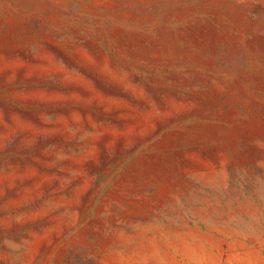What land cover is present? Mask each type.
Wrapping results in <instances>:
<instances>
[{
    "label": "rangeland",
    "instance_id": "1",
    "mask_svg": "<svg viewBox=\"0 0 264 264\" xmlns=\"http://www.w3.org/2000/svg\"><path fill=\"white\" fill-rule=\"evenodd\" d=\"M0 264H264V0H0Z\"/></svg>",
    "mask_w": 264,
    "mask_h": 264
}]
</instances>
